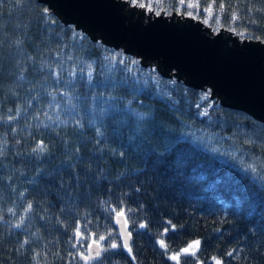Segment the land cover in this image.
Instances as JSON below:
<instances>
[{
	"label": "trees",
	"instance_id": "obj_1",
	"mask_svg": "<svg viewBox=\"0 0 264 264\" xmlns=\"http://www.w3.org/2000/svg\"><path fill=\"white\" fill-rule=\"evenodd\" d=\"M174 2L164 4L170 13ZM200 2L223 4L220 25L234 13V33L264 41V0ZM44 8L0 0V264H176L168 256L195 240L180 264H264V124L138 62L128 68L129 55H111ZM89 64L99 87L89 86ZM100 96L145 120L91 123V97ZM120 209L131 254L120 247L79 259L94 239L122 245Z\"/></svg>",
	"mask_w": 264,
	"mask_h": 264
},
{
	"label": "water",
	"instance_id": "obj_2",
	"mask_svg": "<svg viewBox=\"0 0 264 264\" xmlns=\"http://www.w3.org/2000/svg\"><path fill=\"white\" fill-rule=\"evenodd\" d=\"M35 1L88 40L120 50L136 58L141 68H152L184 87L209 90L208 97L218 106L242 111L264 124V41L223 27L214 32L200 19L175 11L157 15L129 0ZM113 216L123 243L120 233L128 232L125 218ZM85 249L89 255L87 245ZM96 250L94 244L91 256Z\"/></svg>",
	"mask_w": 264,
	"mask_h": 264
},
{
	"label": "snow or ice",
	"instance_id": "obj_3",
	"mask_svg": "<svg viewBox=\"0 0 264 264\" xmlns=\"http://www.w3.org/2000/svg\"><path fill=\"white\" fill-rule=\"evenodd\" d=\"M130 2H131V4L133 6H139V7H146L147 6V7H149V10H151V6L150 5H145L143 3L138 4L137 0H130ZM181 3L183 4V0H181ZM187 7L188 8H193V7L198 8L199 5H193V4L189 3V4H187ZM223 9H224V5L221 4L220 5V11H223ZM204 11L210 13L212 11L211 6L205 7ZM48 15H49V9L48 8H44L43 9V16L46 18ZM157 15H159V12H157ZM188 15L189 16H193V13L192 12H188ZM193 18H195V17H193ZM232 18L233 19L236 18L234 13H233V17ZM238 34L240 36H244L243 32H240ZM69 59H71V57H69ZM121 62L123 63V61H121ZM133 63H135V62H133ZM68 75L69 76H74L75 75L74 69L70 70ZM87 75H88V81H89V86L90 87H99V86H101V85H92L91 84V78H92L91 64L88 65V73H87ZM21 78H23V77H21ZM59 78H60L59 74H57V80L58 81H59ZM68 83L72 84V87H75V84L73 83V81H68ZM103 86L106 87L107 85H103ZM60 95L65 96V97H69L70 93L69 92H61ZM52 99L53 100L56 99L55 95H53ZM77 99H80V98L77 97ZM86 99H88V97H85V100ZM91 99L93 100L94 107L92 108L91 111L88 112V115H89L91 123H93V124H95L97 121H99L102 124L103 121L106 118L115 119L117 115H121V114H123L125 116H128V117H134L137 121H144L145 120V115L143 113L135 112L130 107L124 108V109L118 108L114 97L110 96V97L105 98L103 96H100V97H91ZM67 102H68L69 105H72V101H71L70 98L68 99ZM130 103H131V101H129V104ZM75 107H76L75 105H72V109L71 110H74ZM73 114H74V112H73ZM49 119H51V118L49 117ZM97 134L100 135L99 129H97ZM44 150H45V147L41 144V145H38L37 148H35L33 151H44ZM121 155H123V154L121 153ZM253 171H255V169H253ZM136 191H139V189H136ZM31 208H32V205L29 204L28 205V210H31ZM113 211H115V210H113ZM129 211H131V209H129ZM115 215H116L117 218H119V217L124 216L125 212H124L123 209H120L119 211H115ZM116 222L119 223L120 222L119 219H117ZM21 223H22V221H21ZM21 223H17L15 225V227L16 228H20L21 227ZM168 223L171 224V221H168ZM127 224H128V220L125 219L124 220V227L125 228H127ZM146 227H147V225L145 223H140L139 224V228L140 229H145ZM175 228H176L175 225L171 226V230L172 231H175ZM168 232H169V228H164L163 232L161 233V236L166 235ZM74 235H75V237L77 239H82L83 238L79 226H77V228H76V230L74 232ZM93 235H95V234H93ZM120 235L123 237L122 245L117 244L116 242H113V243L110 244L109 247L101 248V246L99 245L97 240H95V239L92 240V242L87 245V248L89 250V255L80 254L81 259H83L85 261H88L90 258L99 260V259H102V255H101L102 251L106 252V251H109L110 249L114 250V249H118L120 247H123L129 254H131L132 249L129 246L128 240L131 238L132 233L129 231V232L126 233V236H125L124 232H121ZM105 239H106L105 236H103V235L99 236V240L100 241H103ZM27 243H28L27 240L24 241V244H27ZM157 243L160 245V247L162 249L165 250V252L168 251L167 246L165 244V241L163 239L158 240ZM94 244L96 245V249L97 250L95 251V256L93 257V256H91V252L93 250V245ZM200 244H201V241L195 240V241L191 242L190 244H188L187 247L180 249L179 252H176V253H173V254L169 255L168 259L175 261L176 264H180V260H179L180 255L181 254H189V255H193L194 256L195 253L192 252L191 250L194 247H198ZM75 246L76 245H73V247H75ZM21 247H23V245H21ZM227 255L228 256H232L233 253L229 252V253H227ZM213 260H214V264H222V262L219 259L213 258ZM198 264H199V262H198Z\"/></svg>",
	"mask_w": 264,
	"mask_h": 264
},
{
	"label": "rangeland",
	"instance_id": "obj_4",
	"mask_svg": "<svg viewBox=\"0 0 264 264\" xmlns=\"http://www.w3.org/2000/svg\"><path fill=\"white\" fill-rule=\"evenodd\" d=\"M171 2L172 0H137V3H143L145 5H150L151 6V10L157 14V12H160L163 10L164 14H168L170 12H168L167 9H165V3L166 2ZM130 2V0H129ZM176 5L175 7L172 9L173 11H175L177 14H181V16H189L188 12H192L193 16L190 17H195V19H200L202 21V24H206L208 26H210L213 31L215 32L219 27H223V28H227L231 31H234V27H233V23L231 21H235V19H233V15L229 16V20H228V24H225V26H222L219 24L220 21H224V16H223V12L220 11V7L214 8L213 7V3L211 2H207V3H201L200 0H183V4L181 3V0H175L174 2ZM193 4V5H199L198 8L193 7V8H188L187 4ZM207 6H211L212 11L209 12H205L204 9ZM147 9H149V7L146 6ZM150 10V11H151ZM194 19V18H193ZM215 20V22H213L215 25H211L208 24L210 20ZM206 21V22H205ZM238 34V33H237ZM111 51V55L117 52H120V54L122 55H126L124 53H121L120 50H115V49H109ZM121 55V57H122ZM133 62H138L136 58H132V57H128L126 60V63L128 64V68L133 67L134 63ZM208 94H209V90L207 91H203V95L201 96L202 98L206 97L208 98ZM212 100V99H210ZM200 107V114H204L206 113V107H204V105H199Z\"/></svg>",
	"mask_w": 264,
	"mask_h": 264
}]
</instances>
